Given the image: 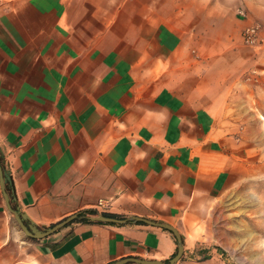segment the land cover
<instances>
[{
  "label": "crops",
  "instance_id": "obj_1",
  "mask_svg": "<svg viewBox=\"0 0 264 264\" xmlns=\"http://www.w3.org/2000/svg\"><path fill=\"white\" fill-rule=\"evenodd\" d=\"M81 6L0 5V160L12 204L43 229L82 216L28 236L0 176V264L176 254L171 230L81 221L90 209L175 226L176 264H233L207 222L223 199L247 201L264 183V127L244 123L243 98L229 94L256 86L244 101L264 100V0H112L97 26ZM255 23L263 41L250 46L243 31ZM261 197L264 223V184Z\"/></svg>",
  "mask_w": 264,
  "mask_h": 264
},
{
  "label": "rangeland",
  "instance_id": "obj_2",
  "mask_svg": "<svg viewBox=\"0 0 264 264\" xmlns=\"http://www.w3.org/2000/svg\"><path fill=\"white\" fill-rule=\"evenodd\" d=\"M12 0H0V5H4ZM84 4V8L93 17V25L100 24V16L107 9L112 0H77ZM92 14H94L92 16ZM237 87V86H236ZM233 86L229 89V94H234L243 98L235 108L243 112L240 117L244 123L254 130L256 127H264V100L253 99L244 101L246 91L256 93L257 87H242L237 92V88ZM253 91V92H252ZM262 96L264 91L260 90ZM240 94V95H239ZM237 119V118H233ZM254 135V134H253ZM262 181L254 182L253 197L247 201L239 196H230L221 201L215 212L209 215L207 227L209 228V236L217 246H220L225 255L233 262V264H264V223L262 213ZM246 209H250L247 211Z\"/></svg>",
  "mask_w": 264,
  "mask_h": 264
},
{
  "label": "water",
  "instance_id": "obj_3",
  "mask_svg": "<svg viewBox=\"0 0 264 264\" xmlns=\"http://www.w3.org/2000/svg\"><path fill=\"white\" fill-rule=\"evenodd\" d=\"M0 176H1V187L4 192V196L7 202V207L10 210L11 213L14 214L15 219L17 220L20 228L28 235L34 238H42L47 235H50L54 232H56L58 229L62 228L66 224L74 221L75 219L81 218L82 216L79 213L72 214L68 216L67 218L63 219L62 221L54 224L51 227L48 228H41L39 227L29 216L28 213L21 211L18 207H14L12 204L11 196L7 191V183L10 181V175L5 168H3L0 160ZM88 218L93 219V220H100V221H106V222H117V223H127V222H143L146 224L150 225H155V226H160L163 228H166L168 230H171L178 242V249L176 254L170 258L167 261L163 260H155V259H142V258H135V257H128L124 258L122 260H118L116 262L110 263V264H126L128 262H137L140 264H176L181 257L184 254V242H183V237L180 233V231L173 225L162 222V221H157V220H152L149 218L145 217H140V216H131L128 218H120L112 215H105L103 213H99L97 216H89Z\"/></svg>",
  "mask_w": 264,
  "mask_h": 264
},
{
  "label": "built area",
  "instance_id": "obj_4",
  "mask_svg": "<svg viewBox=\"0 0 264 264\" xmlns=\"http://www.w3.org/2000/svg\"><path fill=\"white\" fill-rule=\"evenodd\" d=\"M240 13L245 15V11L240 10ZM244 42L250 46H258L262 43L263 38L261 35V26L260 24H251L245 27L243 31ZM109 207L108 202L103 199H100L98 202V208L106 209Z\"/></svg>",
  "mask_w": 264,
  "mask_h": 264
},
{
  "label": "trees",
  "instance_id": "obj_5",
  "mask_svg": "<svg viewBox=\"0 0 264 264\" xmlns=\"http://www.w3.org/2000/svg\"><path fill=\"white\" fill-rule=\"evenodd\" d=\"M99 213L101 212H98L97 210H93V209H90V210H86L85 212H83V214L85 215H92V216H97ZM105 215H111L110 213H103ZM81 221H89L88 217H84L83 219H81Z\"/></svg>",
  "mask_w": 264,
  "mask_h": 264
}]
</instances>
